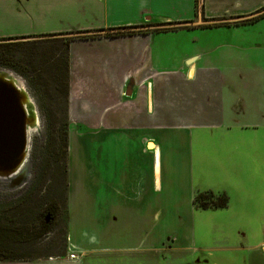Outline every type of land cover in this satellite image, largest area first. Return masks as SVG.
<instances>
[{
    "label": "crops",
    "instance_id": "obj_1",
    "mask_svg": "<svg viewBox=\"0 0 264 264\" xmlns=\"http://www.w3.org/2000/svg\"><path fill=\"white\" fill-rule=\"evenodd\" d=\"M79 11L89 21L80 30L101 37L70 44L69 124L80 128L69 137L75 133L81 143L78 154L85 156L76 164L68 158L70 219L73 200L84 202L90 192L96 209L107 210L101 219L123 209L131 232L140 225L147 229L145 249L161 250L171 236L178 244L187 232L175 220L202 210L196 196L213 192L190 191L191 132L208 128L213 135L214 128L224 126L235 130L245 119L247 104L238 84L230 83L232 77L253 88L246 92L261 101L262 120L256 127H264V67L246 66L240 55L237 66L224 73L226 65H202L210 48L189 46L220 36L224 40L218 47L245 51L243 29L264 28V0H95ZM260 15L252 24H237ZM43 16L35 18L47 20ZM118 28H132L123 31L133 35L104 37ZM158 36L161 45L154 56ZM256 48L264 56V46ZM164 63L173 68H162ZM165 184L182 188L167 193ZM151 219H161L162 226L153 228ZM260 250L264 252V242Z\"/></svg>",
    "mask_w": 264,
    "mask_h": 264
},
{
    "label": "rangeland",
    "instance_id": "obj_2",
    "mask_svg": "<svg viewBox=\"0 0 264 264\" xmlns=\"http://www.w3.org/2000/svg\"><path fill=\"white\" fill-rule=\"evenodd\" d=\"M85 3L89 6L94 4L95 0H21L20 4L18 0H0V38L80 30L89 22L79 11ZM38 13L47 15L48 17L43 16L47 20L35 18ZM243 30L245 33L241 44L246 47L245 51L227 46L218 47L224 40L220 36L201 38L200 42L191 44L189 48H210L212 51L205 52L202 65H226L224 73L237 66L240 55L244 56L246 66L257 63L264 67V56L259 55L256 48L261 44L264 46V28L246 27ZM157 38L154 56L161 45V37ZM217 38L220 40L215 43L213 39ZM33 42L37 43L39 40L35 39ZM215 46L218 48L214 49ZM164 66L167 69L173 68V65L168 63L161 65L162 68ZM3 70L7 69H0ZM12 73V77L19 81V88L23 87L30 96V111L35 109L38 112L39 122L36 129L31 130L29 162L14 178H0V191L21 196L34 177L39 175L43 185L40 187V196L45 192L46 197L36 203L37 206H43L47 200H56L61 203V208L58 219L53 223L52 233L44 236L36 248L37 253L47 259L27 262L3 261L0 264H264V252L260 250L261 243L264 242V127H256L261 123L260 113L263 110L260 108L261 101L256 99L257 96L246 92L247 88L253 90L251 86L239 82L238 78H231L230 83L238 84V90L242 91L240 96L247 104V112L241 117L245 119L238 123L235 130H229L225 126L217 127L212 135L210 129L201 128L193 130L190 134L189 154L191 153L190 163L193 164V173L187 174L190 191L194 195L198 191L223 192L228 196V206L223 209L202 208L187 218L175 220L176 224H179L178 227L186 230V235L180 238L178 244L171 240V236L166 245H161V250H154L144 248L147 240L144 232L147 229L141 225L133 227L132 232L128 229V213H124L123 209L118 213H111L110 219H101L100 216L106 215L107 210L105 206L101 210L96 209L98 206H94L93 194L90 192H87L84 202H80L79 198L77 203L73 200V216L72 220L70 219L68 179L66 197L64 196L67 199L66 209L60 199L61 194H65L63 185H59V180L52 185V173L47 168L50 167L49 160L45 161L48 120L40 111L38 100L29 88L27 80ZM128 96L131 98V95ZM61 101V98L57 99L55 104L59 102L62 105ZM67 117L69 121V105ZM79 128L80 124L76 123L69 124L68 127V158L71 157V163L74 164L77 159L83 161L85 157L81 153L78 154L77 148L81 143L76 142L75 133L69 137L72 130ZM89 137L91 138L92 134H89ZM164 187L167 193H177L182 188L181 185L177 188L176 184H165ZM44 188H48L47 191ZM34 201L36 202L35 199ZM115 214L118 224L112 220ZM26 218L22 223L30 224L33 218L31 214ZM161 221L154 220L153 228L161 227ZM185 226H188L189 230ZM141 239L144 244L140 243ZM257 244L259 246L253 248V245Z\"/></svg>",
    "mask_w": 264,
    "mask_h": 264
},
{
    "label": "trees",
    "instance_id": "obj_3",
    "mask_svg": "<svg viewBox=\"0 0 264 264\" xmlns=\"http://www.w3.org/2000/svg\"><path fill=\"white\" fill-rule=\"evenodd\" d=\"M261 17L260 15L237 24H252ZM217 26L219 25L215 27ZM130 29L132 28L109 30L104 37L133 35V32L123 31ZM99 36L89 31L78 30L0 38V69L10 70L27 80L29 88L38 100L40 111L48 120L45 161L49 160L50 167L47 168L52 173V185L53 183L55 185L58 180L59 185H63L65 194H61L60 199L66 209L67 199L64 196L66 197L68 179L69 121L67 107L70 44L73 41L90 40ZM35 39L39 42H33ZM60 98L62 105L59 102L55 104V100ZM60 111H63L62 114H58ZM40 187L42 188L43 185L38 175L34 177L21 196L0 191V262L47 259V257L40 256L36 248L44 236L52 233L53 223L59 217L61 203L56 200H47L43 206L40 204L37 206L36 203H40L46 197L45 192L40 196ZM39 197H41L40 200ZM228 200L225 194L216 195L213 192H206L196 196L195 204L203 209H223L228 206ZM29 212L33 217L31 223L23 224L22 220L30 216ZM63 246L65 248V242Z\"/></svg>",
    "mask_w": 264,
    "mask_h": 264
},
{
    "label": "water",
    "instance_id": "obj_4",
    "mask_svg": "<svg viewBox=\"0 0 264 264\" xmlns=\"http://www.w3.org/2000/svg\"><path fill=\"white\" fill-rule=\"evenodd\" d=\"M12 75L13 73L8 70L0 71V178L2 179L14 178L29 162L30 130L37 127L35 117L38 112L35 109L30 111L31 98L23 87L19 88V81Z\"/></svg>",
    "mask_w": 264,
    "mask_h": 264
},
{
    "label": "bare ground",
    "instance_id": "obj_5",
    "mask_svg": "<svg viewBox=\"0 0 264 264\" xmlns=\"http://www.w3.org/2000/svg\"><path fill=\"white\" fill-rule=\"evenodd\" d=\"M24 92V91H23ZM25 93V92H24ZM36 119H35V124L37 125L38 124V122H39V116L38 115H36V117H35ZM34 129H36V128H34ZM34 129H31V130H34ZM31 130H30V133H31ZM26 167V165H24V168Z\"/></svg>",
    "mask_w": 264,
    "mask_h": 264
}]
</instances>
